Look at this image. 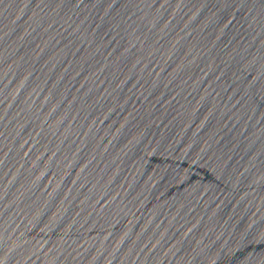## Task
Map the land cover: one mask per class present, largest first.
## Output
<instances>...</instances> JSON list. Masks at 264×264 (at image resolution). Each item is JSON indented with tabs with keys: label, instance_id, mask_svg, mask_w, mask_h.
Here are the masks:
<instances>
[{
	"label": "water",
	"instance_id": "obj_1",
	"mask_svg": "<svg viewBox=\"0 0 264 264\" xmlns=\"http://www.w3.org/2000/svg\"><path fill=\"white\" fill-rule=\"evenodd\" d=\"M0 264H264V0H0Z\"/></svg>",
	"mask_w": 264,
	"mask_h": 264
}]
</instances>
